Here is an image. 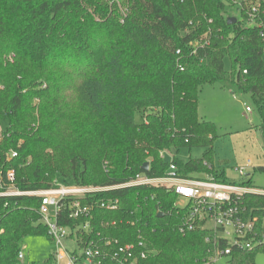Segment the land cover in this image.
<instances>
[{"label": "trees", "instance_id": "16d2710c", "mask_svg": "<svg viewBox=\"0 0 264 264\" xmlns=\"http://www.w3.org/2000/svg\"><path fill=\"white\" fill-rule=\"evenodd\" d=\"M229 9L227 0H0V193L38 192L55 180L105 187L161 178L164 153L179 177L215 172L219 182L253 190L250 174L233 181L214 170L217 130L198 117L200 87L222 83L250 96L264 142V41L245 13ZM206 32L210 46L195 47ZM194 148L202 158L176 157ZM109 199L117 210L99 207ZM176 200L161 187L109 190L85 201L88 218L69 219L64 209L57 225L82 263L91 243L97 264H205L226 243L199 229L181 234ZM241 203L263 239L264 194L246 193ZM39 205L34 195L0 196V264H21L26 237L51 242ZM127 245L130 257L120 252ZM259 251L232 250L227 264H255Z\"/></svg>", "mask_w": 264, "mask_h": 264}, {"label": "built area", "instance_id": "2783aa9c", "mask_svg": "<svg viewBox=\"0 0 264 264\" xmlns=\"http://www.w3.org/2000/svg\"><path fill=\"white\" fill-rule=\"evenodd\" d=\"M227 1L230 3V9L237 14L236 17H239L241 13L246 14L248 26L257 27L259 29V36L264 41V20L260 19V15L263 14L264 0ZM210 44L211 37L209 36V32H206L198 42H195L194 46L202 48L203 46H210ZM176 54H179V51ZM246 111L248 112L250 109L246 107ZM1 134L2 129L0 128V137ZM165 155L168 154L164 153L163 156ZM15 156L16 153L12 152L11 157ZM204 165L207 164L204 163ZM207 167L210 169V166L207 165ZM252 167L251 160H246L245 165L236 169V171L243 178L246 176L245 171ZM207 174L201 175L200 178L185 179L179 177L176 173V166L171 161L169 162L167 175L161 178L149 179L145 175H138L134 179L120 185L105 187L65 185L55 180L50 188L42 189L38 192L20 193L10 188L4 193H0V196H21L22 194H28L40 197L39 213L41 222L47 227L48 235L53 244L54 249L51 255L55 264H59L62 258L68 260L69 264H97L94 260L100 254L97 247L92 246L91 243L83 249V263L77 254H72V251L67 248L64 242L69 236L68 230L57 225L60 211L67 209L69 219L88 218L92 208L86 205L85 201L89 197L96 193H105V191L109 190L139 186L161 187L175 194L177 200L173 203V206L184 212L178 228L181 234L199 229L211 233L217 243L219 241L226 243L222 250L214 246V255L205 264H215L218 259L230 255L232 250L263 249L264 238L260 239L255 231L258 220L251 217L241 203L242 195L255 192L245 187L223 181L219 182L214 177H211L209 173ZM7 177L12 182V172H8ZM117 205V199H109L106 202L101 201L99 203V207L111 211L117 210ZM82 225L84 231L89 230L87 223ZM131 250L132 246L127 245L124 249H120V252L127 251L128 257H130ZM141 258H145L142 252ZM18 260L22 261V253L18 255Z\"/></svg>", "mask_w": 264, "mask_h": 264}, {"label": "rangeland", "instance_id": "374dc122", "mask_svg": "<svg viewBox=\"0 0 264 264\" xmlns=\"http://www.w3.org/2000/svg\"><path fill=\"white\" fill-rule=\"evenodd\" d=\"M229 14L237 15L231 9ZM230 66L229 58H225V70L229 71ZM232 92L228 87H222V83L212 86L204 84L200 87L198 117L213 122L218 134L212 149L214 170H223L229 179L239 181L242 176L236 169L243 167L246 160H251L253 167L246 170L245 175H251L253 192L263 193L264 170L260 171L257 168H264V142L259 132L260 119L257 109L249 95H242L234 89ZM246 107L250 111L247 112ZM5 125L6 122L3 121L0 128L4 129ZM203 153L204 150L198 148L183 149L176 154V157L186 162L189 158H202ZM171 159V155H165L166 161L171 162ZM214 174L215 172L209 173L211 177H214ZM66 244L69 249L73 248V242H66ZM53 249V244L45 236L26 237L21 246L24 258L21 264H55L50 261ZM227 262L228 257L224 256L215 264H227ZM254 262L264 264L263 251L257 252ZM59 264H69V262L62 258Z\"/></svg>", "mask_w": 264, "mask_h": 264}, {"label": "water", "instance_id": "95a60500", "mask_svg": "<svg viewBox=\"0 0 264 264\" xmlns=\"http://www.w3.org/2000/svg\"><path fill=\"white\" fill-rule=\"evenodd\" d=\"M228 20V24L229 25H234V23H236V19L235 18H229V19H227ZM148 169V163H144L143 165H142V170L143 171H146Z\"/></svg>", "mask_w": 264, "mask_h": 264}, {"label": "crops", "instance_id": "0c3cea01", "mask_svg": "<svg viewBox=\"0 0 264 264\" xmlns=\"http://www.w3.org/2000/svg\"><path fill=\"white\" fill-rule=\"evenodd\" d=\"M253 166V165H252ZM22 253V252H21ZM52 254V253H51ZM24 258H23V255H22V260H23ZM53 262V261H52ZM54 263V262H53Z\"/></svg>", "mask_w": 264, "mask_h": 264}]
</instances>
